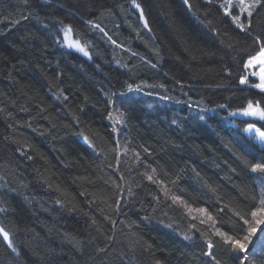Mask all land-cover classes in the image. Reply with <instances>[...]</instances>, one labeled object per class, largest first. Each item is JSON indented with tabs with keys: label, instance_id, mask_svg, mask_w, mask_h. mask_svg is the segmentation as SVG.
I'll return each mask as SVG.
<instances>
[{
	"label": "trees",
	"instance_id": "16d2710c",
	"mask_svg": "<svg viewBox=\"0 0 264 264\" xmlns=\"http://www.w3.org/2000/svg\"><path fill=\"white\" fill-rule=\"evenodd\" d=\"M135 4L0 0V264H239L216 229L243 234L264 186V120L231 115L264 107L240 83L264 7Z\"/></svg>",
	"mask_w": 264,
	"mask_h": 264
},
{
	"label": "snow or ice",
	"instance_id": "6c2138e0",
	"mask_svg": "<svg viewBox=\"0 0 264 264\" xmlns=\"http://www.w3.org/2000/svg\"><path fill=\"white\" fill-rule=\"evenodd\" d=\"M187 2V0H185ZM231 0H229V3ZM133 3L135 4V0H133ZM257 5L264 7V0H251V3H246V0H239V6L241 11L247 12L248 16L250 17L252 15V10H254ZM137 8L140 7L139 4H135ZM225 14L231 15L229 10L225 9ZM141 18H143V15L141 14ZM233 22L236 23L237 27L244 30L246 28L245 24H243L240 21L239 16H232ZM71 32V28L68 27L65 29V37L67 38L69 33ZM253 43L256 44L259 48V51L256 53V55L250 56V58L245 63V68L252 67L253 65H259L260 71L258 73L253 72L252 75H256L259 77V82L256 84H253L252 87H255L257 89H260L262 92H264V38L261 36H256L253 39ZM70 44L74 45L76 48H78L80 51H84V49L81 47L79 41H72ZM85 55L87 53L85 52ZM241 84H247L248 78L247 77H241L240 79ZM131 90V85L128 86ZM223 107V106H221ZM237 111L241 112L244 115H251L256 116L261 120H264V107H261V102L256 101L255 104L253 101H248L247 106L242 109H238ZM111 117V113L109 114ZM255 129L258 136L264 140V131H261L259 128H256L254 124H249L247 131H252ZM251 170L253 172H260L264 173V163H254L251 165ZM155 172V169L152 170ZM148 180H153V176L148 175ZM162 183V182H160ZM165 191V194H167V189H163ZM174 200L179 199L178 197H173ZM253 200H256V197H252ZM0 211H3V209H0ZM200 213H207V209L201 208L198 209ZM235 215L239 217L240 221L243 222V225L246 226L243 230V234H237V235H229L228 233L222 232L219 229H216V235L220 236L223 242L227 245H230L231 251L237 253V259L239 260V264H249V245L252 242V238L254 235H256L258 228L260 226L264 225V186L260 189V196L259 200L255 207H253L250 212L247 214L250 218H246L245 214H242L239 211L235 212ZM209 220L212 219L211 215H208L207 217ZM203 222V221H202ZM0 236L3 237V239L8 243L9 247H12V241L10 239L9 233L4 230V228L0 227ZM262 247H264V243H262ZM208 248L210 250H214V245L209 241ZM15 250V249H13ZM209 256H212V259L215 261V256L212 255V251H209L206 253ZM219 264V262H217Z\"/></svg>",
	"mask_w": 264,
	"mask_h": 264
},
{
	"label": "rangeland",
	"instance_id": "374dc122",
	"mask_svg": "<svg viewBox=\"0 0 264 264\" xmlns=\"http://www.w3.org/2000/svg\"><path fill=\"white\" fill-rule=\"evenodd\" d=\"M72 42V41H71ZM73 47H75L74 45H72ZM76 48V47H75ZM260 71V66L259 65H253L252 67L246 68V76L247 78L249 77H254L257 79V83L259 82V77L256 75H252L253 72L258 73ZM233 115L235 116H242V117H246V116H251V115H244L239 111H234L232 112ZM251 117H256V116H251ZM248 125L244 128V131L252 136L257 142H259L262 146H264V140H262L258 134L256 133L255 129H253L252 131H247ZM254 237V236H253Z\"/></svg>",
	"mask_w": 264,
	"mask_h": 264
}]
</instances>
